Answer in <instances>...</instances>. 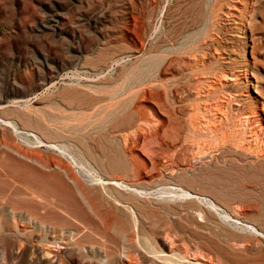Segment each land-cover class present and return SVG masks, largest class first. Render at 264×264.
Segmentation results:
<instances>
[{
	"label": "rangeland",
	"instance_id": "1",
	"mask_svg": "<svg viewBox=\"0 0 264 264\" xmlns=\"http://www.w3.org/2000/svg\"><path fill=\"white\" fill-rule=\"evenodd\" d=\"M246 16L251 28L245 32L242 54L240 29ZM180 46L183 49H178ZM152 56L161 59L155 79H136V69ZM243 61L252 87L244 82ZM92 85L96 87H88ZM118 89L125 91L122 98L130 97L129 108L135 112L130 129L109 131L108 126L90 131V126L84 127V117H76L79 124L76 119L69 120L75 114L69 100L75 101L76 108H84L90 94L100 97ZM19 99L23 101L12 104ZM11 104L18 106V114L9 119L42 140H48L46 131L55 133L57 140L65 142L67 153L72 142L68 133L77 123L73 141L83 153V162L104 181L120 179L147 193L135 212L141 235L157 239L160 249H164L163 238L185 237L191 231L187 211L165 209L173 206L163 201V189L169 188L164 179L171 169L174 177L180 175L172 183L218 201L231 218H217L218 228L197 233L208 235L203 241L211 250L228 264H264V238L258 234H264V168L249 164L252 157L246 155L252 154L242 147L248 140L254 151L264 152V115L260 111L264 106V0H0V106L13 110ZM166 109L174 111L170 133L177 130L183 136L188 121L196 130L209 123L207 126L233 133L241 145L218 148L210 144L203 153L189 141L167 147ZM221 113L224 119L218 120ZM100 119L92 122V128ZM0 140L14 150L11 155L18 161L65 185H71L74 178L73 183L91 203L112 211L117 222L105 218L103 233L111 251L121 247L128 236L140 234L126 223V215L112 209L120 206L118 193L124 191L94 185V174L73 167L68 156L39 147L33 137L28 142L0 127ZM2 151L0 168L5 170L4 157L10 152ZM22 153L33 160L37 157V163L16 155ZM234 221L259 231L252 232ZM125 227L129 230L123 238L118 230ZM29 245L36 249L32 257H26L29 263L36 255L42 262L53 256L43 257L38 242L32 240ZM51 250L56 256L50 264H70L60 251ZM11 253L19 256L20 250L13 248ZM134 258L136 262L131 264H151L140 256L138 261Z\"/></svg>",
	"mask_w": 264,
	"mask_h": 264
},
{
	"label": "bare ground",
	"instance_id": "2",
	"mask_svg": "<svg viewBox=\"0 0 264 264\" xmlns=\"http://www.w3.org/2000/svg\"><path fill=\"white\" fill-rule=\"evenodd\" d=\"M242 10L244 13H247L245 12V5H242ZM244 23L245 26L242 25V28L240 29V34L242 37L240 47L242 54H244V50L246 48L244 43L245 32L247 29L250 30L251 28L250 19L248 17L244 20ZM181 48L182 46H180L178 49ZM160 61L161 59L159 60L156 56H152L146 59L143 65L140 66V68L136 69V75L134 74L135 78L141 79V77L143 76H149V78L154 80L155 75L157 74H155V72ZM242 64L245 68V76L243 77L244 82L246 83V85H249V80L246 78V72H248V70L246 68L245 61H243ZM85 87L87 86H84V88ZM88 87L95 88L96 86L92 85ZM88 87L86 89H88ZM128 87L129 86H127V89ZM89 89L91 90V88ZM119 90L120 89L115 92L113 91L112 93L102 95L100 97H94L93 94H90L84 108H76L74 106L75 101L69 100L67 103L70 106H73L72 111L75 112V116H70L69 120H75L79 115L80 119L81 117H84L87 120L85 124L83 123L84 127L86 129L88 127L89 129L90 126V131H94L96 129L101 130L102 128L108 126L110 129L109 131L130 129L134 123L135 112L133 109L129 108V102L131 100L130 97L127 96L125 98H122V96L125 94V91L122 92V90ZM166 98L168 101H170L168 97ZM21 101L23 100H14L12 104L17 105V103ZM16 105H12L14 108L13 110H9L8 108L3 107V105H1L2 107L0 106V127H3V130L6 133H10L15 137L17 136L28 142L30 141L29 137H33L39 147H44L62 156H68L73 164L69 161L68 162L73 165V167L76 168V166H74L75 164L78 166V169L81 168L86 170L89 174H94V185H101V187L103 185H108L112 189H121L122 192L124 191L123 193H118L119 199L117 200V202L120 206H116L112 209L119 213V215H126L129 220H126V223L128 225L130 224V226H132L134 230L136 229V233L137 230L141 232H139L140 234H138L137 236H128L121 247L119 246L120 248L118 247L116 251H111V246L107 247V245H105V237L103 236V233L105 232V218H110V222H117L115 220V214H113L112 211L108 210L106 207H104V205H101L100 203H91V201L88 200L89 198L87 199V197L85 196L82 189H79V185H77V187L73 183L74 178L71 179L73 180V182H71V185L62 184L51 174H47L45 172L43 173L42 170V172L38 171V169L34 168L32 165H29L20 160L18 161L11 155V153H15L14 150L9 148L6 144H0V150H3L2 152H10V154H8L9 156L7 155L4 157L5 162H7L8 164L7 166V164L5 163L7 169L4 170L0 168V264H19L20 262H23L24 264H50L51 259L56 256V253H53L54 251H52L51 249H55L58 252L60 251L61 255L67 257L70 264L74 263L75 260L79 261L80 264H121V261L131 264L136 262L134 261V257L137 258L139 256L142 257V259L146 263L151 264H228L227 262L220 259L218 255L206 244V242L203 241V238L208 235H206L205 237L197 235V233L203 234L207 233L210 229L218 228V224L216 223L217 218H221L226 221L231 219L229 215L222 209L218 201H215L209 196L194 193L180 184L172 183V181H177V179L180 178V175L175 176V178L173 176V172L171 171V169H169L170 171L167 173L168 177L164 179V184L169 188H166L164 185L165 189H163V193L166 197L164 196L165 200L163 201L171 203L173 204V206L166 205L165 209L172 212H176L177 209H183L187 211L186 219H188L189 221V224H187V226L191 229V231H189V234H187V236L185 237L174 235L173 238H163L161 245H163L165 250L160 249L159 241L157 239L148 237L146 238L145 236L141 235L143 234V229H141L140 221L135 212V209L142 207L143 202L140 201V199H143V196H146L147 193L131 185H126L125 183H123L124 181H119L120 179L118 180L109 178L108 180L104 181L93 167H91L90 165L88 166L83 162V153L80 150L78 151V149H76L74 144L75 142L73 141L75 140V138H73V135L75 134L77 128L76 124L78 123V120L76 119L77 123H75V125L72 124L73 127L70 125V133L65 131V133L71 135L70 139L72 141L69 142L70 152L67 153L65 142L62 141V139L57 140V138L59 139V137L54 135L55 133L45 130L48 136V140H42L38 138L39 136H36L38 134H34L30 130L20 128L13 120L9 119V116H17L18 106L16 107ZM222 109L223 108H221V110ZM260 111L264 115L263 104L261 105ZM69 112L71 113V111ZM173 112V110L171 111L167 109L164 111V115L166 116L165 121L167 122V125L165 126L166 133L164 141L167 147H170L171 144L180 141H189L191 142V145H194V149L198 153H203L210 144L218 148L222 146L225 148H233L235 146L241 145L235 138V135L233 133H226V130L220 127L216 128L207 126L209 125V123H207V125L203 129L196 130L193 123H191V121H188L183 136H180V132L177 130L170 133L169 131L171 129L172 121L175 120L172 115ZM70 113L67 115H70ZM223 114L224 113L219 114L218 120H221V118L224 119ZM58 118L60 119V117ZM97 118L102 119H100V121L96 123L95 127L92 128V125L94 126L92 122ZM255 123L258 122L255 121ZM260 128L261 127L259 126V129ZM57 129H59V127ZM255 138L256 137H254L253 142H255L256 144L257 139ZM242 147L245 151H248L252 154V156L246 155L247 157H252V163L249 164L258 165L264 168V152L261 153L260 150L254 151L252 149L251 141L248 140ZM16 155L24 161H28L32 164L37 163V157L36 160H33L28 158L29 156L25 157L24 153H22V155ZM125 167L127 168V166ZM56 170L58 169L56 168ZM63 174L64 173L60 174V178L64 177ZM69 178L71 177L69 176ZM80 181H82V179ZM85 183L86 182H84V184ZM117 202L115 201L116 204ZM197 218H199V220H197ZM234 222L237 224H241L243 227L249 229L252 232L257 233L259 231H257L253 225L241 223L239 221ZM177 223L179 224V222ZM151 229L153 228L151 227ZM128 230L129 229L125 227L119 229L118 232L124 238L125 236H127L126 233ZM134 230L133 234L135 233ZM258 234L260 235V237L264 238V234ZM32 240L42 245L41 247L43 250V257H48L50 256V254H53V256L49 260L42 262L39 259V256L36 255L34 262L29 263V260L27 261L26 257H32L36 251V249L32 248V246L29 245L30 241ZM112 247L114 248V245H112ZM13 248L20 250L19 256L12 255L11 251ZM225 250L227 251L226 248ZM60 260L57 259V263H60Z\"/></svg>",
	"mask_w": 264,
	"mask_h": 264
}]
</instances>
